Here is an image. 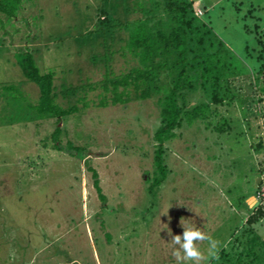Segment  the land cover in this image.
Wrapping results in <instances>:
<instances>
[{"label":"rangeland","instance_id":"rangeland-1","mask_svg":"<svg viewBox=\"0 0 264 264\" xmlns=\"http://www.w3.org/2000/svg\"><path fill=\"white\" fill-rule=\"evenodd\" d=\"M100 2L20 0L13 17L0 14V264H176L168 231L182 234L184 222L223 250L206 264H260L264 217L246 225L242 197L259 175L253 198L264 189V73L255 59L264 0H192L239 78L211 117L182 121L164 141L162 177L152 165L154 99L98 105L102 92L91 83L104 59L89 55L101 52L90 34ZM22 52L53 74L56 104L73 113L56 122L29 109L38 94L16 66ZM127 59L115 57L112 70L131 66ZM198 246L207 253L208 241Z\"/></svg>","mask_w":264,"mask_h":264},{"label":"trees","instance_id":"trees-1","mask_svg":"<svg viewBox=\"0 0 264 264\" xmlns=\"http://www.w3.org/2000/svg\"><path fill=\"white\" fill-rule=\"evenodd\" d=\"M19 1L0 0V14L13 17ZM100 1L97 10L100 18L96 19L90 34L94 47L101 48V52L90 51L89 55L93 64L99 63V58L104 59L100 62L101 80L91 83L102 92L103 99L98 105L105 106L107 100L111 104H125L130 99H154L158 122L152 135L156 142L152 165L162 177L165 172L161 158L164 141L182 121H204L211 117L218 106L230 99L226 95L233 81L239 78V72L228 47L209 24L200 19L203 14L197 17L193 13L192 0ZM256 43L259 49L255 59L260 62L258 73L262 76L264 45L258 38ZM115 57H128L125 61L133 63L115 73L112 70ZM16 66L22 80L36 87L37 102L29 109L37 116L55 118L58 122L60 117L76 110L74 105L65 109L58 107L53 74L39 73L29 52L18 54ZM198 92L207 102L191 99ZM58 132L59 128H54L50 134L55 149L61 148L56 140ZM92 176L95 178L94 172ZM93 185L98 192L96 180ZM263 217L264 200L252 209L245 223L250 226ZM219 254L223 255V250ZM263 259L260 257V264H264Z\"/></svg>","mask_w":264,"mask_h":264},{"label":"clouds","instance_id":"clouds-1","mask_svg":"<svg viewBox=\"0 0 264 264\" xmlns=\"http://www.w3.org/2000/svg\"><path fill=\"white\" fill-rule=\"evenodd\" d=\"M183 228L182 234L172 235V252L176 264H206L208 260L219 259V245L210 235L206 234L192 222L180 223ZM208 241L207 253L201 251L198 242Z\"/></svg>","mask_w":264,"mask_h":264},{"label":"crops","instance_id":"crops-1","mask_svg":"<svg viewBox=\"0 0 264 264\" xmlns=\"http://www.w3.org/2000/svg\"><path fill=\"white\" fill-rule=\"evenodd\" d=\"M244 119V118H243ZM247 120V119H246ZM247 128V125L245 126ZM245 128V129H246ZM263 177L261 175H259L256 179H255V182L254 184L252 185V189H253V192L255 191V189H257L258 186H261L262 182H263ZM250 190V189H249ZM247 189L246 192H244L243 194V197H242V201L244 202V206H245V209L247 211H252V209L257 205L258 202H256L253 198V192L252 193H249V191Z\"/></svg>","mask_w":264,"mask_h":264},{"label":"built area","instance_id":"built-area-1","mask_svg":"<svg viewBox=\"0 0 264 264\" xmlns=\"http://www.w3.org/2000/svg\"><path fill=\"white\" fill-rule=\"evenodd\" d=\"M194 14L198 17V15H200V12L197 11V13L195 12ZM254 199L256 201H263L264 200V189L255 192Z\"/></svg>","mask_w":264,"mask_h":264}]
</instances>
